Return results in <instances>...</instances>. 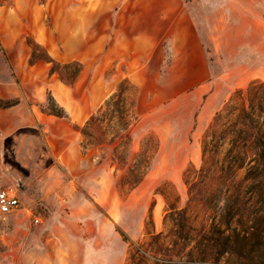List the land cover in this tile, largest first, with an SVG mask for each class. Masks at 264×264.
Instances as JSON below:
<instances>
[{"label": "rangeland", "instance_id": "374dc122", "mask_svg": "<svg viewBox=\"0 0 264 264\" xmlns=\"http://www.w3.org/2000/svg\"><path fill=\"white\" fill-rule=\"evenodd\" d=\"M250 119L264 122V0H0V191L21 203L0 214V264H132L154 236L186 254L170 211L210 225L262 174L230 157Z\"/></svg>", "mask_w": 264, "mask_h": 264}, {"label": "trees", "instance_id": "16d2710c", "mask_svg": "<svg viewBox=\"0 0 264 264\" xmlns=\"http://www.w3.org/2000/svg\"><path fill=\"white\" fill-rule=\"evenodd\" d=\"M78 73L79 71L70 72L68 75L72 77L68 78H65L67 74L63 75V73H59V76L63 82L72 85ZM116 98L117 95L114 94L105 106L109 107ZM117 107L118 103L115 101L113 108L117 109ZM51 112L54 116L62 117L54 110ZM100 112L102 109L88 120L85 128L97 121ZM262 128H264V122L250 119L249 124H244L243 129L238 133L235 132L236 141L232 142L234 148L231 154L236 149L239 151L230 156L233 159L232 163L249 161L254 163L252 171L259 166L263 171L260 176L257 173L244 179L245 182L251 181L246 186V190L227 194L224 199V208L218 218H214L210 225L198 227L194 224L195 222H191L185 211H170L169 218L174 227V236L178 241L186 242V245L190 241L194 242V247L186 246L185 249L189 248V250L185 254L175 242L173 248L162 250L158 247L161 238L154 236L152 242L157 249L153 251L150 245V250L141 248L136 250L132 255V264H137V261L144 260L148 255L153 260V264H220L225 257L226 264H264V131ZM239 142L243 145L237 146ZM248 142L251 144L248 145ZM149 160V157L142 160L133 159L129 166V174L122 184L138 186L146 175ZM255 204L263 205V210H256Z\"/></svg>", "mask_w": 264, "mask_h": 264}, {"label": "built area", "instance_id": "2783aa9c", "mask_svg": "<svg viewBox=\"0 0 264 264\" xmlns=\"http://www.w3.org/2000/svg\"><path fill=\"white\" fill-rule=\"evenodd\" d=\"M20 206L21 203L17 196L5 190L0 191V214L17 212Z\"/></svg>", "mask_w": 264, "mask_h": 264}, {"label": "crops", "instance_id": "0c3cea01", "mask_svg": "<svg viewBox=\"0 0 264 264\" xmlns=\"http://www.w3.org/2000/svg\"><path fill=\"white\" fill-rule=\"evenodd\" d=\"M184 25H187L190 29H191V26H189L188 24H184ZM190 33L192 34V31H190ZM193 40H194V38H193V35L192 36H190V41H191V44H192V42H193ZM195 42V41H194ZM183 50H189V48L188 47H185V48H183ZM190 51V50H189ZM184 52V51H183ZM188 51H185L184 53H187ZM183 53V54H184ZM197 55H199V53L197 54V52H195V54H194V59H196V61L198 60V56ZM194 67H196V69L197 68H199V66H198V64H195L194 65ZM194 75H196V74H194ZM77 80V79H76ZM62 81V80H61ZM76 82V81H75ZM113 97V95L112 96H110L108 99H107V101H109L111 98Z\"/></svg>", "mask_w": 264, "mask_h": 264}]
</instances>
